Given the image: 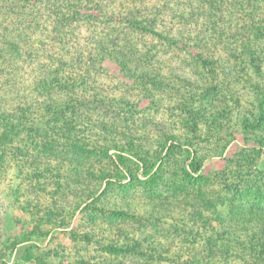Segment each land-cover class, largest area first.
Segmentation results:
<instances>
[{"label": "trees", "instance_id": "16d2710c", "mask_svg": "<svg viewBox=\"0 0 264 264\" xmlns=\"http://www.w3.org/2000/svg\"><path fill=\"white\" fill-rule=\"evenodd\" d=\"M13 1L0 0V14L4 9L12 12L19 23L9 32L0 22V61L9 57L25 75L23 88L0 83V176L12 172L16 185L9 192L14 203L19 195H26L18 208L29 217L31 228L2 245L10 253L24 245L12 264H48V253L35 256L33 250L50 233L44 226L52 230L65 225L61 214L66 208L60 201L65 190L77 186L71 213H93L104 223H89L92 231L81 236L72 232L74 241L99 245L102 264H123L128 256L144 264H163L165 252L153 236L140 240L114 224L136 217L130 209L101 199L107 188H123L126 183L143 184L150 193H158L162 185L166 189L161 193L171 196L162 201L157 197L161 205L182 203L183 208H191L190 219L200 221L198 227L190 226L189 235L195 231L202 241V254L169 264H264V180L254 169V161L264 151V0H164L162 5L158 0L157 4L123 0L111 7H102L100 0H18L19 5ZM166 16L179 26L160 28ZM98 25L103 26L101 33L95 32ZM196 26L198 33L187 28ZM124 29L188 54L198 78L163 72L155 48L143 50L128 42ZM40 30L55 42L56 56L39 55L34 37ZM104 63L116 66L153 105L169 102L181 131L162 130L153 143L145 140L147 134L141 138L105 121L97 112L100 108L114 111L110 118L114 122H125L138 111L137 104L125 99L120 104L96 92L91 73ZM237 68L241 76L233 73ZM238 79L253 86L258 112L237 117L243 145L224 170L208 179L199 175L210 156L200 151L201 145H210L214 156H222L235 141L232 133L220 132L231 108L239 106V97L232 93V104L223 98L222 105L215 102L224 87L229 91ZM169 83L176 84V91ZM84 129H94L97 136L84 138ZM209 181L221 186L228 212L219 210V196L214 200L200 189L190 191L191 200L180 201V195H190L187 186ZM32 194L34 204L27 200ZM4 255L0 263L8 264Z\"/></svg>", "mask_w": 264, "mask_h": 264}, {"label": "rangeland", "instance_id": "374dc122", "mask_svg": "<svg viewBox=\"0 0 264 264\" xmlns=\"http://www.w3.org/2000/svg\"><path fill=\"white\" fill-rule=\"evenodd\" d=\"M100 1L102 3V7H111L113 5L120 4L123 0ZM13 2L18 5L20 4L18 3V0ZM147 2H150V4H157L159 2V5L166 4V1L164 0H158V2L157 0H147ZM0 22H2L4 26L8 27L9 32H13V30L19 26L16 14L5 9L2 14H0ZM170 22V16H166L163 23H161L160 28L167 30L169 28L176 29L179 26L176 22ZM235 26H240L238 19L235 20ZM102 28L103 26L101 25L96 27L95 32L101 33ZM187 28L191 32H199L197 26L196 29L190 27ZM124 30L125 32L123 35L129 34L127 36L128 38L125 37V40L128 42L136 43L138 45L137 47H140L143 50L146 49V47L155 48L157 52L156 54H158L157 57L162 60L161 66L163 67V72L166 73V71L170 70L173 71L174 74L182 76L183 78H189L191 80L198 78L192 58L188 54L169 50L167 47L163 46V43L152 37L135 32L130 33L126 29ZM241 33L243 34L244 32L241 31ZM80 34L85 35V29L82 30ZM199 35H202V33H199ZM47 37H49V35L46 34V32L44 34L41 30L35 33L34 39H36L38 43L37 46L41 50L39 55L56 56L57 46L52 39L48 40ZM44 43H48V45L43 46ZM4 58L6 59L4 60ZM8 59L9 57L5 56L1 58L0 83L7 81V83H4V85L8 84L10 86H15V88H23L24 85H22L21 82L23 80L22 77L25 75L24 71L18 69L19 65L17 62ZM165 59L167 60L166 62ZM230 64L232 65L233 62ZM239 69L240 68H237V70L233 71V73L235 72V76H241ZM91 74L94 75L93 83L95 90L99 96H102V98L115 99L120 101V104H122L121 100L125 99L132 102L133 104H137L136 110L138 111V114L134 115L133 118L128 117L129 120L125 122H120L119 119L116 122L111 121L110 118H114L115 116L113 115L114 111H108L103 108L97 110V112L101 114L102 117H105L104 120L108 121V123L113 122L116 124V126L118 125L117 128L120 129L122 127L121 129L124 131H129L132 134H136V136H140L141 138L144 136V134H147L145 140L149 139V141L153 143L155 136L161 134L162 130L181 131L180 124L177 123L174 111L171 108L169 102L164 101L163 103H159L157 101V104L155 102V105H153L149 99L142 97V93H140V91L134 85H132L131 81L126 80L120 74L119 69L113 64L104 63L102 69H93ZM248 74L250 76L253 75L252 71L250 70L248 71ZM169 84L171 88H174L176 91V84ZM228 89L229 91H227V89L224 87V90H222L216 98L215 105H222V98L229 102V104H232V101H230V96H232V93H235V95L239 97V106L231 108V115H229L228 120H226L227 122H224L223 131L220 132L221 135H223L225 132L232 133L235 141H233L226 148L222 156H214V150L210 147V145L203 144L201 145L202 149L198 147L200 151L202 150L203 154H210V156L204 162L203 168L199 174L208 179H213L215 175L224 170L229 165L228 161L234 160L235 155L240 151L243 145L242 138L239 135L237 117L241 114L258 112L256 108V93L253 86L250 85L246 80L244 81L238 79L235 82L233 81ZM120 115L123 116L125 113L120 111ZM82 136H84V138L92 136L96 137L97 132L94 129H84L82 131ZM70 157L71 156L69 155V158ZM254 162V169L257 170V172H261L263 174L264 180V151L258 158H256ZM231 165L232 164H230V166ZM8 171L9 172L4 176H0V256L5 254L4 260H6L8 264H12L18 258V256L24 252V250H22L25 249L24 245L18 246L14 251H12V253L3 249L2 245H5V242L8 238L20 236L23 232L29 230L31 228V224L29 223V217L22 213L18 208L21 203L24 204L26 201V195H19V201L15 203L13 202L14 196H12L9 190L13 188L16 183L15 179L12 178V172L10 170ZM166 176L171 180H177L172 178V175ZM139 178L141 180L144 179L142 176H139ZM78 187L79 186H77L75 190H73V188L72 190H65L64 197L60 201V204L66 208L62 212L63 214H61V217L65 216V219L62 218L65 220V225L63 227H55L52 230V226H44L43 228L49 230L50 233L43 241L37 242L38 244H36L38 249L33 250L35 256H44L43 253H48L50 256L48 259H46L48 264H75V262L78 260H83L89 264H99L103 261L101 253L102 249L99 245L94 243L87 245L86 242H84L81 238L80 241H74L72 239V232H74L77 236H81L83 233L91 232L92 227L89 223H104L103 217L96 219L93 213L86 215V213L83 214L80 210L74 215L71 213L70 206H73L76 200L73 198L74 196L72 194L78 191ZM105 188L106 187L103 186L101 190L103 191ZM164 188L162 185H160L158 187V193H150V190L143 184L128 185L126 183L123 188H120L119 186L107 188V190L103 191V193H105V197L101 199L104 202L107 201V203L119 206L121 205L124 208L130 209V211L136 217H132L124 221L116 220L114 221V224L121 226V228L127 230L130 235L140 240H143L149 236H153V241L155 244L160 246L162 252H165L163 254V258H166V261L163 264H169L170 261H177L180 263L190 261L197 256L199 251L201 254L203 252V249L201 248L202 241H200L195 231L192 233V235H189V232L192 230L190 226L198 227L200 225V221L195 222L194 220H191L188 216V214L192 211L191 208H183L182 203L180 205L178 203H175V205L173 203L169 206L161 205V203L158 202V198L162 201L165 197L167 198V196H171L170 193H161V191L165 192ZM193 189L202 190L207 196L214 197V200L219 196L221 198V202H217L222 204L219 210L224 213L228 212V199L222 192L220 185L211 183L210 181L208 184L200 183L193 186L189 185V187L187 186L186 188V192L190 193V195H180V201H189L188 199L194 196L190 192ZM27 197V200L31 204H34L35 195H27ZM43 198L45 197L43 196ZM252 200V202H254V196ZM42 202H45L44 199ZM126 204H129V206ZM211 224L212 226L215 225L213 221ZM104 236L105 234L103 237ZM109 238H112V235H110ZM25 246H28V244H25ZM20 250L22 251L20 252ZM143 262V260H137L129 256L122 259L123 264H144ZM232 264L241 263L236 262Z\"/></svg>", "mask_w": 264, "mask_h": 264}]
</instances>
